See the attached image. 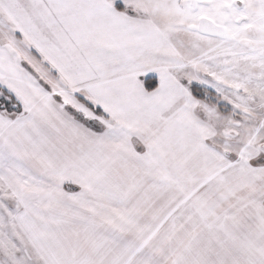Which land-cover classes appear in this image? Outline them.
I'll use <instances>...</instances> for the list:
<instances>
[{
	"label": "snow or ice",
	"instance_id": "6c2138e0",
	"mask_svg": "<svg viewBox=\"0 0 264 264\" xmlns=\"http://www.w3.org/2000/svg\"><path fill=\"white\" fill-rule=\"evenodd\" d=\"M0 264H264V0H0Z\"/></svg>",
	"mask_w": 264,
	"mask_h": 264
}]
</instances>
